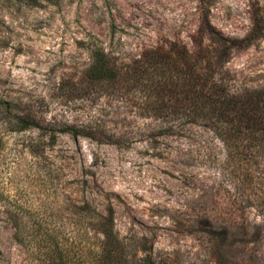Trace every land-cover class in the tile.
<instances>
[{"label":"rangeland","instance_id":"rangeland-1","mask_svg":"<svg viewBox=\"0 0 264 264\" xmlns=\"http://www.w3.org/2000/svg\"><path fill=\"white\" fill-rule=\"evenodd\" d=\"M205 15L218 39L260 32L225 68L264 85V0H0V264L82 261L103 236L88 204L127 264H264V164L228 163L208 127L136 114L133 87L82 82L100 50L123 65L192 48Z\"/></svg>","mask_w":264,"mask_h":264},{"label":"trees","instance_id":"trees-1","mask_svg":"<svg viewBox=\"0 0 264 264\" xmlns=\"http://www.w3.org/2000/svg\"><path fill=\"white\" fill-rule=\"evenodd\" d=\"M259 33L253 28L242 39L233 41L225 36L218 39L205 15L192 36V48L176 41L159 44L133 63L123 65L100 50L83 72L82 82L87 87L109 85L123 91L133 87L136 114L160 120L171 133L185 125L208 127L224 143L228 163L239 161L240 166H247L251 171L253 163L264 164V85L232 86L227 77L231 73L225 67L231 50L251 43ZM208 37L213 43L205 42ZM71 131L75 135L82 133L77 128ZM240 180L243 182L236 178L235 187ZM258 201L264 210V198L259 197ZM87 207L92 218L89 225L98 226L102 240L89 245L82 261L75 251L71 260L68 259L70 264H127L112 216L98 214L90 204ZM56 257L49 258L47 264H67L64 254ZM144 264L156 263L145 258Z\"/></svg>","mask_w":264,"mask_h":264}]
</instances>
